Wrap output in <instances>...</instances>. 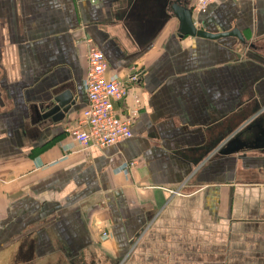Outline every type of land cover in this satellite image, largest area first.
<instances>
[{"label": "crops", "instance_id": "crops-1", "mask_svg": "<svg viewBox=\"0 0 264 264\" xmlns=\"http://www.w3.org/2000/svg\"><path fill=\"white\" fill-rule=\"evenodd\" d=\"M170 2L0 0V264H195L205 231L264 226V151L218 154L264 129V0L193 13L247 46L178 38ZM87 38L127 85L118 113L139 112L130 138L83 149ZM65 79L75 104L42 118Z\"/></svg>", "mask_w": 264, "mask_h": 264}, {"label": "built area", "instance_id": "built-area-1", "mask_svg": "<svg viewBox=\"0 0 264 264\" xmlns=\"http://www.w3.org/2000/svg\"><path fill=\"white\" fill-rule=\"evenodd\" d=\"M214 0H193L192 12H205ZM87 47L86 71L83 86L87 96L86 106L81 111L79 125L69 130V135L83 148L104 147L132 136L131 124L137 116L136 106L124 115L118 113L116 104L127 95L126 83L108 76V63L98 46L90 39H84ZM132 75L129 81L136 80ZM106 237L105 232L102 233Z\"/></svg>", "mask_w": 264, "mask_h": 264}, {"label": "water", "instance_id": "water-1", "mask_svg": "<svg viewBox=\"0 0 264 264\" xmlns=\"http://www.w3.org/2000/svg\"><path fill=\"white\" fill-rule=\"evenodd\" d=\"M170 9L171 16L174 17L178 23L176 32L178 38H182L183 36H198L216 40L223 37H234L240 44L245 46L249 45L241 31L236 27L228 31L212 33L196 26L192 13V6L187 7L174 3L170 6ZM67 80L69 79L49 85L48 90L50 91L45 99L47 104L45 108H41V110L44 111L42 118L50 117L53 121L61 120L75 104L77 99L75 85L72 81L69 82ZM248 149L264 151V129L250 140L241 139L239 135L227 140V142L219 148L218 154L227 156Z\"/></svg>", "mask_w": 264, "mask_h": 264}, {"label": "rangeland", "instance_id": "rangeland-1", "mask_svg": "<svg viewBox=\"0 0 264 264\" xmlns=\"http://www.w3.org/2000/svg\"><path fill=\"white\" fill-rule=\"evenodd\" d=\"M262 227L264 226L257 225L255 228L258 230H242L240 240L232 239L233 232L220 230L219 237H216L210 236L214 232L205 231V253L203 257L198 255L195 264H202L201 260H205V264H264V228ZM197 249L201 254L202 247ZM179 252L181 251L176 253Z\"/></svg>", "mask_w": 264, "mask_h": 264}, {"label": "flooded vegetation", "instance_id": "flooded-vegetation-1", "mask_svg": "<svg viewBox=\"0 0 264 264\" xmlns=\"http://www.w3.org/2000/svg\"><path fill=\"white\" fill-rule=\"evenodd\" d=\"M192 2H193V0H171L170 6L175 3V4H178V5L191 7L192 6ZM170 6H169V10L171 12Z\"/></svg>", "mask_w": 264, "mask_h": 264}]
</instances>
